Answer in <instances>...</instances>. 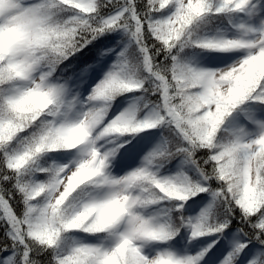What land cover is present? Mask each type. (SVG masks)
Listing matches in <instances>:
<instances>
[{"label":"snow or ice","instance_id":"obj_1","mask_svg":"<svg viewBox=\"0 0 264 264\" xmlns=\"http://www.w3.org/2000/svg\"><path fill=\"white\" fill-rule=\"evenodd\" d=\"M0 264H264V0H0Z\"/></svg>","mask_w":264,"mask_h":264},{"label":"rangeland","instance_id":"obj_2","mask_svg":"<svg viewBox=\"0 0 264 264\" xmlns=\"http://www.w3.org/2000/svg\"><path fill=\"white\" fill-rule=\"evenodd\" d=\"M123 38V39H122ZM117 42H121L126 43L127 42V37L124 36V33L121 31L117 32V37L116 39L112 42V44L109 45V47L113 48V52L108 53V55L105 57V68L100 71L98 74L95 73H89L88 74V78L80 85V90L82 92V94L84 96H86L88 94V92L91 90V86L92 84H94L96 82V80L100 79L101 76L103 75V72L107 70L108 66H111L113 64V62L116 60V53L120 51L119 48H115L114 45ZM227 55V53L221 52V51H216V50H212V51H200L198 52V54L196 55V60L198 61V63H200L201 65L207 66V67H219L222 66L221 62H220V58ZM230 62V61H229ZM99 67V66H98ZM94 76V79H93ZM139 95V93H135V92H131L130 94H128L125 98L120 99L119 101L115 102L116 100H114V104L113 102L111 103V107L109 109L108 115L106 117L107 120H110L111 118H113L116 114H118L120 111H122L125 107H127L128 105H130L131 103H133L134 98ZM160 129H157L156 132L153 133H159ZM124 135H128V134H124ZM144 137V139L141 141L140 144L137 145V149L139 150L141 147L144 148V151H147V148L151 146L152 143L155 142L157 137H147V136H142ZM111 139V145H105L106 147L109 146H114L117 143H120V139L116 138V137H112ZM119 155V153L117 154ZM141 155H143V152H141ZM56 158V157H54ZM128 162L127 158H126V163ZM139 161H137L138 163ZM176 163H179L178 161ZM136 165H132V167H135ZM185 168L188 167V165H184ZM128 169L125 168L124 171H127ZM113 172L116 173L117 175L119 174H123L122 172H117L115 166H113ZM203 206V204L196 208L193 213L191 215H195L200 211V208ZM233 233H236V229L232 230ZM81 237L84 236V234H80ZM212 238H207V243L210 244L212 242ZM177 240H179V237L176 238ZM199 239L201 241H203V239L200 237L196 238ZM189 241L187 238H185L183 241H180V243L174 245V250L180 249L183 245L188 244ZM206 246L205 243L201 245V247ZM249 247H251V245H249ZM210 251H214V252H218L219 251V247H217L216 249L210 250Z\"/></svg>","mask_w":264,"mask_h":264},{"label":"trees","instance_id":"obj_3","mask_svg":"<svg viewBox=\"0 0 264 264\" xmlns=\"http://www.w3.org/2000/svg\"><path fill=\"white\" fill-rule=\"evenodd\" d=\"M117 31H118V30H117ZM117 31L110 32V33H106V35H107L108 37H115V39H116V33H117ZM115 39H114V40H115ZM100 40L102 41V40H103V37H101ZM114 40H113V41H114ZM93 43H96V41H94ZM184 51H185L186 53H188L189 56H191V52H192L191 49H185ZM85 52H86L85 55H80V54H78V58L75 59L73 62H74V63H77V64H83V63L86 62V61L89 62V63H91V62H92V48H91V46H89V48L86 49ZM66 63H67V62H66ZM130 93H131V92H130ZM130 93H125V94H123V95H121V96H118V97H116L115 100H117V99L120 100V99H122V98H125V97H126L128 94H130ZM49 155H51V154H49ZM53 158H54V157H53ZM166 167L171 168L172 165L170 164V165H167ZM196 199H198V198H192V200H190V201L188 202V204L185 205V207H186V209H187V214H188V215H190L191 213H193V211H194L196 208H198V207H200V206L202 205V203H201V204L193 203V200H196ZM189 205H191V207H189ZM237 223H238V221L234 219V220H233V225H236ZM234 229H236V228L233 227L232 230H234ZM214 235H215V234H206V235L201 236V238L203 239L205 245L208 244V243H207V240H208L207 238H212V237H214Z\"/></svg>","mask_w":264,"mask_h":264}]
</instances>
